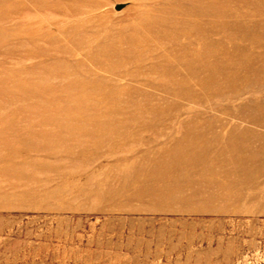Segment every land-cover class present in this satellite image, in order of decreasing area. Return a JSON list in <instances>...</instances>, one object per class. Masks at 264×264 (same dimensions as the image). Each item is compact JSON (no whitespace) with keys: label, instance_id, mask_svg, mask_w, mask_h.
Returning <instances> with one entry per match:
<instances>
[{"label":"rangeland","instance_id":"obj_1","mask_svg":"<svg viewBox=\"0 0 264 264\" xmlns=\"http://www.w3.org/2000/svg\"><path fill=\"white\" fill-rule=\"evenodd\" d=\"M0 264H264V0H0Z\"/></svg>","mask_w":264,"mask_h":264}]
</instances>
